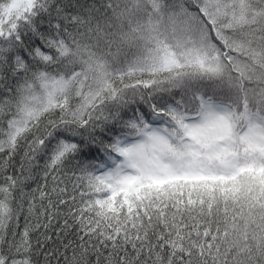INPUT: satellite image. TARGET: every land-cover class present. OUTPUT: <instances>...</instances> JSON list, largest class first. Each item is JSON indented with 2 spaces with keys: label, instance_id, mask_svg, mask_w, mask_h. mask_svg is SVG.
I'll return each mask as SVG.
<instances>
[{
  "label": "snow or ice",
  "instance_id": "6c2138e0",
  "mask_svg": "<svg viewBox=\"0 0 264 264\" xmlns=\"http://www.w3.org/2000/svg\"><path fill=\"white\" fill-rule=\"evenodd\" d=\"M0 264H264V0H0Z\"/></svg>",
  "mask_w": 264,
  "mask_h": 264
}]
</instances>
